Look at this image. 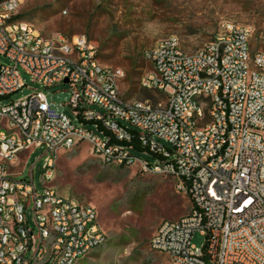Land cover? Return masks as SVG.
<instances>
[{"label":"built area","instance_id":"obj_1","mask_svg":"<svg viewBox=\"0 0 264 264\" xmlns=\"http://www.w3.org/2000/svg\"><path fill=\"white\" fill-rule=\"evenodd\" d=\"M21 1L0 0V264H73L104 242L94 204L51 182L60 149L80 140L102 162L170 175L187 194L186 212L160 218L148 238L168 264H264V47L251 50L250 27L223 21L191 50L172 33L144 46L140 83L164 97L152 101L124 97L122 69L100 62L83 33L14 18ZM21 71L40 87L65 83L71 116L38 87L3 100L26 84ZM34 146L39 187L31 165L13 173Z\"/></svg>","mask_w":264,"mask_h":264},{"label":"rangeland","instance_id":"obj_2","mask_svg":"<svg viewBox=\"0 0 264 264\" xmlns=\"http://www.w3.org/2000/svg\"><path fill=\"white\" fill-rule=\"evenodd\" d=\"M16 12L43 34L83 33L95 44L100 62L122 69L118 87L124 97H144L140 78L151 64L141 50L167 34L176 35L180 47L191 50L227 21L250 27L251 50L264 47V0H22ZM21 74L26 84L3 100L38 87L51 106L71 116L65 83L44 88ZM150 93L154 100L164 99L152 87ZM43 155L42 146L32 147L20 164L22 170L15 173L13 167L15 177H27L31 165L32 180L39 187ZM51 182L60 194L94 204L105 232L104 242L75 264H168L166 254L149 247L148 238L160 218H174L187 210L188 196L175 189L172 176L106 164L87 141L80 140L60 149ZM26 212L29 216V208ZM191 241L199 245L201 235L195 231Z\"/></svg>","mask_w":264,"mask_h":264},{"label":"trees","instance_id":"obj_3","mask_svg":"<svg viewBox=\"0 0 264 264\" xmlns=\"http://www.w3.org/2000/svg\"><path fill=\"white\" fill-rule=\"evenodd\" d=\"M13 17L16 18V19H22V18L20 17V14H19L18 12H15V14L13 15ZM140 92L142 93V95H143L144 97H148V98H150L152 101H155V100L153 99L152 94L150 93V87H146V86L141 85ZM77 142H78V141H77ZM77 142H76V143H77ZM134 145H135L136 148H140V146L137 145L136 143H135ZM119 165H120V164H119ZM120 166H121V165H120ZM166 258H167V257H166Z\"/></svg>","mask_w":264,"mask_h":264},{"label":"crops","instance_id":"obj_4","mask_svg":"<svg viewBox=\"0 0 264 264\" xmlns=\"http://www.w3.org/2000/svg\"><path fill=\"white\" fill-rule=\"evenodd\" d=\"M18 155H19V159H21V158H23V156H24V152H23V151H19V152H18ZM96 246H97V245H96ZM96 246L91 247V248L86 252V254L81 255V256H78V257L74 260L73 264H75L76 262H78L80 259L87 258V257L90 255L91 250H92L93 248H95Z\"/></svg>","mask_w":264,"mask_h":264},{"label":"water","instance_id":"obj_5","mask_svg":"<svg viewBox=\"0 0 264 264\" xmlns=\"http://www.w3.org/2000/svg\"><path fill=\"white\" fill-rule=\"evenodd\" d=\"M64 80H65V78H64Z\"/></svg>","mask_w":264,"mask_h":264}]
</instances>
